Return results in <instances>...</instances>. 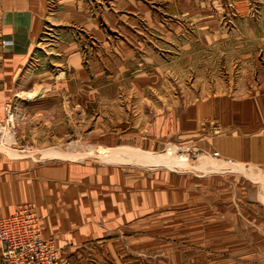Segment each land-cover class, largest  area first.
Returning a JSON list of instances; mask_svg holds the SVG:
<instances>
[{
    "label": "rangeland",
    "instance_id": "rangeland-1",
    "mask_svg": "<svg viewBox=\"0 0 264 264\" xmlns=\"http://www.w3.org/2000/svg\"><path fill=\"white\" fill-rule=\"evenodd\" d=\"M151 1L152 22L130 21L139 11L117 0H47L20 94L5 103L0 153L135 168L147 191V178L165 174L168 195L145 215L135 233L142 236L139 259L128 245L126 264H264V168L178 141L166 129L168 115L196 104L264 93V0ZM74 6L105 35L66 18ZM75 44L94 64L89 108L73 109L74 85L65 84ZM56 78H63L61 102L41 101L39 92L53 94ZM203 128L208 138L232 132L210 120ZM110 143L125 148L103 147Z\"/></svg>",
    "mask_w": 264,
    "mask_h": 264
},
{
    "label": "crops",
    "instance_id": "crops-1",
    "mask_svg": "<svg viewBox=\"0 0 264 264\" xmlns=\"http://www.w3.org/2000/svg\"><path fill=\"white\" fill-rule=\"evenodd\" d=\"M117 1L130 11H139L134 13L135 17L128 18L130 21L152 22L155 18L148 3L151 0ZM160 1L168 6L174 0ZM46 5L47 0H0V120L5 115V103L20 94L17 87L34 50ZM69 15L85 23L94 36L105 35L97 19L85 11L74 6L66 18ZM73 47L66 64L73 78L65 84L74 85L68 97L73 109L74 106L89 108L96 99L89 75L94 64L85 61L84 50L78 44ZM59 79L63 78L51 80L52 86L55 84L53 94L46 90L39 92V83L38 90L29 95L39 92L41 101L61 102ZM170 117L167 136L218 150L237 164L264 168V93L234 100V104L208 100L181 115L174 114L172 120ZM209 120L230 127L232 132L211 138L203 136V125ZM103 147L122 145L110 143ZM162 175L165 174L156 173L145 180L150 187L147 191L143 188L145 176L135 168L104 166L91 161H47L2 152L0 219L11 215L22 204L35 202L45 235L55 237L60 247L59 264H126L128 245L132 246L130 255L134 260L139 259L137 251L142 250V236L135 233L143 227L145 215L148 214L147 219L154 212L157 197L168 195L170 187L167 184L166 190ZM1 251L0 245V264Z\"/></svg>",
    "mask_w": 264,
    "mask_h": 264
},
{
    "label": "built area",
    "instance_id": "built-area-1",
    "mask_svg": "<svg viewBox=\"0 0 264 264\" xmlns=\"http://www.w3.org/2000/svg\"><path fill=\"white\" fill-rule=\"evenodd\" d=\"M6 110L9 111V105ZM43 229L42 218L33 203L22 204L11 215L1 218V263L58 264L57 243L47 238Z\"/></svg>",
    "mask_w": 264,
    "mask_h": 264
}]
</instances>
